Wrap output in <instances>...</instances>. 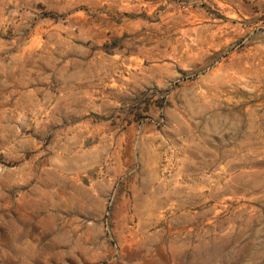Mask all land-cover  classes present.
<instances>
[{
    "label": "rangeland",
    "instance_id": "rangeland-1",
    "mask_svg": "<svg viewBox=\"0 0 264 264\" xmlns=\"http://www.w3.org/2000/svg\"><path fill=\"white\" fill-rule=\"evenodd\" d=\"M0 264H264V0H0Z\"/></svg>",
    "mask_w": 264,
    "mask_h": 264
}]
</instances>
